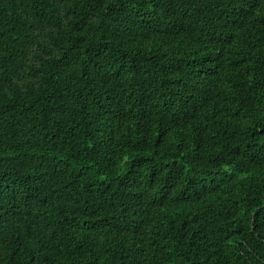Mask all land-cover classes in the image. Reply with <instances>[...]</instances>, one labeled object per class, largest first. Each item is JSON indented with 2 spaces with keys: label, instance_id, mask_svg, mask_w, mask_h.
<instances>
[{
  "label": "trees",
  "instance_id": "obj_1",
  "mask_svg": "<svg viewBox=\"0 0 264 264\" xmlns=\"http://www.w3.org/2000/svg\"><path fill=\"white\" fill-rule=\"evenodd\" d=\"M0 264H264V0H0Z\"/></svg>",
  "mask_w": 264,
  "mask_h": 264
}]
</instances>
